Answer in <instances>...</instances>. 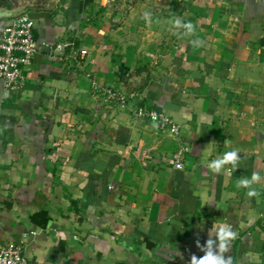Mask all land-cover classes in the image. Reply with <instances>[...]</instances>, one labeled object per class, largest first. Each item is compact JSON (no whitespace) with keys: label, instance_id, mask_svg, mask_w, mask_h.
Instances as JSON below:
<instances>
[{"label":"crops","instance_id":"1","mask_svg":"<svg viewBox=\"0 0 264 264\" xmlns=\"http://www.w3.org/2000/svg\"><path fill=\"white\" fill-rule=\"evenodd\" d=\"M0 10L14 14L0 36L25 12L40 48L21 91L0 80V245L23 243L26 264H191L230 224L225 255L264 264V179L257 197L237 187L264 177V0H0ZM95 81L135 94L130 108L109 110ZM137 108L171 116L182 139ZM233 149L236 170L207 168Z\"/></svg>","mask_w":264,"mask_h":264},{"label":"built area","instance_id":"2","mask_svg":"<svg viewBox=\"0 0 264 264\" xmlns=\"http://www.w3.org/2000/svg\"><path fill=\"white\" fill-rule=\"evenodd\" d=\"M35 21L23 14L13 19L0 36V80L7 91H21L26 85L25 71L32 65L33 59L39 52L34 29ZM87 49H80L76 57L87 56ZM93 93L101 98V102L109 110L119 109L127 111L130 101L135 94H126L115 88L92 84ZM133 116L149 120L158 131L168 132L178 140L182 139V131L178 124L166 114L156 110L137 108L132 111ZM191 152L189 145H182L173 157L177 170H184V159ZM35 235V233H31ZM0 264H26L23 243L9 241L0 245Z\"/></svg>","mask_w":264,"mask_h":264},{"label":"clouds","instance_id":"3","mask_svg":"<svg viewBox=\"0 0 264 264\" xmlns=\"http://www.w3.org/2000/svg\"><path fill=\"white\" fill-rule=\"evenodd\" d=\"M145 22L151 23V13L144 12L142 17ZM174 29L182 30L183 35H191L194 32V25L191 22H182L181 19L176 18L172 22ZM241 160V154L238 149L223 152L222 155L216 159L205 162L207 168L215 173L220 174L222 172L231 173L236 170ZM264 177H261L258 172H253L250 178H241L237 182V187L247 190V196L249 198L257 197L258 192L253 185L259 183ZM212 231V230H211ZM215 240L209 239L206 242V246H200L204 255L197 258L195 255L191 258V264H231V257H226L228 245L234 238L235 233L232 231L230 224H220L215 226ZM211 237V232H210Z\"/></svg>","mask_w":264,"mask_h":264},{"label":"water","instance_id":"4","mask_svg":"<svg viewBox=\"0 0 264 264\" xmlns=\"http://www.w3.org/2000/svg\"><path fill=\"white\" fill-rule=\"evenodd\" d=\"M25 12H21L20 15H23ZM14 16V14L11 12H7V11H2L0 10V18H4V17H12ZM145 83V81H144ZM144 83H140L138 85L134 84L135 88H138L139 86H142ZM226 257H231V264H235V261H234V254L233 252H229L228 254H226Z\"/></svg>","mask_w":264,"mask_h":264}]
</instances>
